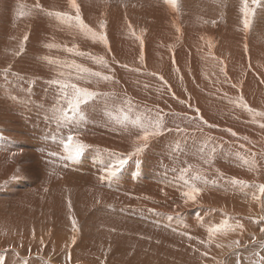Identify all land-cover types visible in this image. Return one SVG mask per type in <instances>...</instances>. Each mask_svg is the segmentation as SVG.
I'll return each instance as SVG.
<instances>
[{"label": "bare ground", "instance_id": "6f19581e", "mask_svg": "<svg viewBox=\"0 0 264 264\" xmlns=\"http://www.w3.org/2000/svg\"><path fill=\"white\" fill-rule=\"evenodd\" d=\"M3 1L6 4L1 6L2 12L12 20L18 19L21 38L29 16L21 17L20 13H26L30 3ZM84 1L94 6L99 2ZM143 1L147 2L152 13L161 14L158 31L164 28L163 23L170 22L171 16L166 14L171 8L169 4L164 0ZM222 2H228L231 9L223 11L218 6ZM180 6L188 16L186 28L193 29V34H196L194 30L198 33V42L195 46L190 44V48L188 44L187 49L178 55L175 53L179 69L170 59L171 46L160 45L154 50L155 56L150 48L146 63L157 64L159 76L146 70L137 73L125 66L115 67L118 71L112 85L124 89L125 94L133 98L134 104L128 105L124 103L127 96L123 97L122 106L126 108L101 104L88 111L68 110L73 91L70 86L61 87L68 83L63 78L68 73L78 74L81 80L95 76L80 71L83 67L70 61L68 53L66 59L62 57L66 49L57 44L66 31L62 23L52 22L59 27L58 34L51 40L38 37L31 42L27 54L19 58L16 46L19 44L6 41L3 33L7 28L2 26L0 70L9 63L12 68L9 74L0 73L3 77H0V105L13 110L17 105L25 106V100H30L41 102L44 110L37 117L31 115L30 127L16 125L4 110L2 116L0 113V185L3 184L0 187V264H59L66 257L74 260L70 264H227L226 261L233 264L232 260L238 255L243 264L264 261V231H261L264 229V196H260L257 190L258 185L264 184V130L254 125V133L258 132L260 137L250 140V146L255 149L247 148L243 144L247 139L234 131L237 126H251L249 121L253 119L255 123L259 119L255 114L260 110L255 114L251 112L256 107L264 108V3L252 32L250 54H244L238 46L244 44L246 38L241 35L239 16L244 19L241 0H182ZM220 16L227 20L229 27L225 42L212 53L209 46L203 47V22ZM173 28L171 32L174 33ZM243 30L245 35L244 24ZM160 34L162 32L156 35L158 39L162 36ZM189 35L186 38L192 42ZM6 36H11L9 29ZM50 42H55L57 48H53ZM123 43L126 44L124 40ZM132 44L120 51L115 50L117 56L130 64L141 58ZM231 52L233 59H227L225 56H230ZM239 94L245 101L239 98ZM120 100L122 103V97ZM62 112H67L68 118H64ZM15 118L20 119L19 113ZM158 119L160 131L153 135L149 150L139 158H127L125 153L129 152L131 144L143 135L145 129L151 131V125ZM196 119L199 122L212 120L215 124L223 122L227 136L225 133L215 134L212 128ZM137 128L142 130L136 131ZM3 135L8 142L1 145ZM70 135L74 141L92 143L93 148L75 159H66L63 144ZM3 145L10 146L4 156ZM121 157L127 163L118 174L101 181L106 169ZM253 159L255 168L245 163ZM188 163L201 169L185 166ZM230 177L244 184L232 183ZM190 185L199 187L201 192L195 202L186 204L183 193ZM254 195L259 198L255 199ZM114 203L150 206L167 215L153 214L148 212L149 208L133 213L127 207L117 210L102 207V204ZM126 216L136 220L127 223ZM73 217L82 224L78 237L72 236ZM158 217L168 219L170 228L160 227L156 234H148L151 227H156L152 221ZM225 224L230 228L214 234L208 243L209 229ZM237 224L242 227H236ZM135 226L147 230L146 240L138 236L137 229H128ZM25 228L33 236L37 234L35 242L23 243L27 241L24 239L26 233H20L26 231ZM49 230H53L51 243L44 241L45 231ZM75 238H81L78 247ZM67 248H70L69 256L65 255Z\"/></svg>", "mask_w": 264, "mask_h": 264}, {"label": "rangeland", "instance_id": "374dc122", "mask_svg": "<svg viewBox=\"0 0 264 264\" xmlns=\"http://www.w3.org/2000/svg\"><path fill=\"white\" fill-rule=\"evenodd\" d=\"M60 1L61 0H52V1L51 0H49V1L48 0H46V1L45 0H34V1L33 0H24V1L22 0V2H26V3L28 2L27 4L30 3L29 5H27L28 7L26 10V14H28V16H29V23L25 25L26 27L24 26L26 30L22 31V33H21L22 37L20 38V34H18V31H20L19 29L21 28V27L19 28L20 23L18 22V19H16V18H15V20L14 19L12 20L10 16L6 17L7 15H5L4 12H2L4 10H2V7H1V6H3L4 1L1 0V2H0L1 3L0 15H2V16H0V24H1L0 29L2 28V26L9 29V31L11 33L10 37L6 36V30L7 29L4 30V33H3V37L6 39V41L8 43L16 42L19 44V45H16L18 47V49H17L18 55L17 56L19 58L23 54H27L26 51L29 50L28 48L31 45V42L36 41V39L38 37L41 39L45 38V39L51 40V37L53 35L58 34L59 27L57 26V24L54 25L53 23L59 22V23H62L64 25V27H66L65 28L66 31L64 32V34H66V35L63 34L62 37L60 36V40L57 42L59 48H63V49L65 48L66 49V51H64L65 53H62V57L64 59H66L67 58L66 54L68 53V59L70 61H72L77 66L81 65L83 68L85 67V69H87V70L89 69L90 71L88 70L87 71L88 73L99 72V73H101V75H106L108 77H111L108 80H103L99 77L97 78V76L90 77V78L87 77V79L84 78L83 80H81L79 78L78 74L70 75L68 73V75L65 78H63V81H65L66 83L68 82L67 83L68 85L75 84L77 87L79 86V88H81V89H87V90L90 89L88 91L96 93V96L93 99L89 100V102L87 104L81 105L78 112L82 111L84 109H87V111H88L89 109L98 108V107L102 106L101 104H106L108 106L110 105V107L112 106L115 108H121V107L126 108L125 106H122V104L124 101L123 99H125L123 97L127 96V94H125L127 92L124 89H120V88L117 89V87L113 86L111 83V81L115 80L114 76L117 77V75H115V74L118 70H116L117 68L115 69V67H118V66L124 67L125 66L126 68H129V69H131L137 73H140V72L146 70L150 74H153L154 76H159L160 73L158 72V70H159L158 65L157 64L147 65V63H146L147 52L150 48H152L153 55L155 56L154 50H156L157 47H160V45L164 46V47H170L171 46L170 47L171 49H169V56L171 57L170 59L172 60V62L175 63V64L173 63L175 65V67L177 69H179V67L176 63L177 60L175 58V56H176L175 53H177V55H178L179 54L178 52H182L184 48L187 49L188 46L190 48V44H192V43L194 44V45L193 44L192 45L195 46L196 43L198 42V39H199V35H197L198 33L195 30H194V32L196 34H193L192 33L193 29H189V30L187 29L188 28L186 26L187 23L185 22L187 15L185 14L182 6H180V2L182 0H177V4L175 7L168 5V7H171V8L168 9V12L166 14L168 15V17L171 16L169 18L170 22L165 21L166 24L163 23L164 28H162L163 30L160 29L162 31H160V30L158 31V27H157L158 23L160 22L161 17H162L161 14L159 12L152 13L150 11L152 9L147 7L148 6L147 2H145L143 0H98L99 1V2L97 1L98 6L91 5L89 2L84 1V0H75V3L78 5V7L80 9V18H81L83 24L86 26V28L84 30L79 27L77 21L74 19L76 12L71 7V5H69L70 4L69 0H62L63 2L62 1L60 2ZM100 2H101V4H100ZM37 3H40L39 9L36 8ZM262 3H264V0H260V3L254 7V15L249 18L250 25H249V28L246 29L245 35H244V30H243V19L239 16V19L242 20L241 21V25H242L241 35L245 36L246 38H245V43L244 44L240 43V45H238V46H240L242 48L241 51L244 54H250L249 50L252 49V47L250 45V41H251L252 37H254L252 32L254 31V28H255V25L257 24V21H259V15L261 13L260 6ZM5 4L6 3H4V5ZM218 6H220L221 9L223 8L222 10L225 12H226V10L231 9L230 6L228 5V2L227 3L226 2L225 3H223V2L218 3ZM249 7H252V5L249 4ZM62 12H64V13H62ZM56 13L65 14L66 17H72V19L69 20L66 17H63V18L57 17L55 15ZM121 14H123V15H121ZM3 19H4V21H3ZM116 20H117V22H116ZM46 21H51V22L49 25H43L44 22H46ZM69 22H71V23L69 24ZM51 23H52V25H51ZM167 23H168V25H167ZM226 23H227V20L221 16L213 18V19H205L204 20V22H203V33H202V35L204 37L203 47L209 46L208 48L213 53L214 51H216L218 49V47L223 42H225V39H224L225 33L227 32V29L229 27L228 24H226ZM101 25H103V27H101ZM116 25H117V27H116ZM165 26H167V27H165ZM169 27H171V28L174 27L173 29H174L175 34L173 32H171V28H169ZM35 29L37 31H35ZM87 29H91V31L89 32V31H87ZM164 29L167 32H165ZM168 29H170L169 34H168ZM154 30H155V32H154ZM112 31L115 33L113 34ZM119 31H121V32H119ZM38 32L40 35L38 34ZM158 32H162V34H160V36L162 35L161 38L163 37L166 39L167 36H163V35H168L170 37H167L168 40L167 39L164 40L163 38H162L163 40L161 38L158 39V36H156L158 34ZM170 32L173 34H170ZM0 33H1V30H0ZM86 33H87V35H86ZM101 33L106 38L104 41H101L99 39V36ZM176 33H177V35H176ZM188 33L190 34L189 40L193 39L192 42L188 41L186 38V35ZM24 36L28 37L26 42L23 39ZM63 36H64V38H63ZM75 36L77 38H75ZM118 36H121V39ZM125 36H127L128 38H124ZM169 38H171V39H169ZM194 38H197V39L195 40ZM112 39H114L113 40L114 42H112ZM123 40L125 41L126 44L123 43ZM115 41H117V43L119 42V45H117V43ZM132 42H134V44H132ZM154 42H156V44ZM184 42L186 43V45L184 44ZM160 43H162V44H160ZM57 44L55 42H50V45L53 48H57ZM112 44H116V45L114 46ZM123 44H124V46H123ZM129 44H132V46L134 47V51L136 53L140 54V57H141L140 61L130 64V62H128L126 59L122 58L119 55L117 56L115 54V50L120 51L126 45H129ZM157 44H159V45H157ZM66 45H68V46H66ZM112 46H114L115 49ZM155 46H156V48H155ZM100 47L105 48V49L101 50L102 48H100ZM235 48H237V47H235ZM179 50H181V51H179ZM171 51H172V53H171ZM139 52H141V53H139ZM74 54L76 56H74ZM77 54H78V56H77ZM232 54H233V52H231L230 56H228V57L225 56V57L227 59L228 58L233 59ZM11 55H13V52H11ZM100 57H102L104 59V61L106 62V64H107L106 68L107 69L105 68V66H103L102 64L97 62V59ZM75 58H76V60H75ZM109 58L112 60H109ZM91 60L93 62H91ZM3 62H4V59L2 58L1 64ZM116 62L118 63V65ZM113 63L114 64L116 63V64L113 65ZM121 63L123 65H121ZM90 64H92L93 66ZM85 65H87V66H85ZM110 66L114 67V69L111 68ZM93 67L94 68L98 67V68H97V70H95ZM11 68H12V65H10V63H9L8 66L6 65V68L0 70V73L9 74V71L11 70ZM141 68L142 69L145 68V69L141 70ZM0 77L3 78L1 75H0ZM77 82H82L83 84L79 85V84H77ZM165 84H167V83H165ZM93 86H95V88ZM96 86H97L98 90L96 89ZM108 86L110 88H108ZM114 87L117 90H115ZM70 89L72 92L73 91L72 87ZM111 91H113L114 94H117V96L115 95V97H114V94L111 93ZM105 92H107V93H105ZM239 95H240L239 98L241 97V100L245 101V98L243 97V95L242 94H239ZM120 96L122 97V103L120 100L121 99ZM117 97L120 99H118ZM127 97H126V99H125L126 101H124V103L125 104L129 103L128 105H131V103H133V98H131L129 96H127ZM110 99H111V101H110ZM127 100H128V102H127ZM112 103L114 104V106ZM244 108L246 110H248V107L245 106ZM3 110L6 114H9L11 119H14V122L16 123V125H24V126L30 127L29 121L31 120V115L37 117L40 114V112L42 110H44V105L41 102L39 104L37 102L25 100V106L17 105V107H15L13 110H9L8 108L0 105L1 116L3 115V113H2ZM259 110H260V113H259L260 115H257L259 117V119L256 120L255 123H254V119H253L252 121H249L251 123V126L246 127V128H242V127L237 126L234 129V131H237L239 134H241L243 137H245L247 139V140H243V144L247 148L255 149L254 147L250 146V144H251L250 140L255 141V140L260 139L258 132L254 133V125L259 126L261 129L264 130V127H261V125H264V108L263 107H256L251 113L255 114L256 111H259ZM17 113H19L20 119L15 118V114H17ZM51 117L56 118V116H51ZM41 120H44V118H42ZM196 121H198V120L196 119ZM220 122H222V121H220ZM199 123H201L207 127L212 128L215 134L225 133L227 136L226 127L222 126L223 122H222V124H215L212 122V120H203L202 122H199ZM0 125H1V123H0ZM140 129L142 130V128H137L136 131H138V130L141 131ZM182 130H187V129L182 128ZM1 133H3L2 127H1ZM1 137L3 138L1 140V145H2L3 142L6 141V139H5V135H3ZM150 137L148 138L147 142H145L141 139H137L136 141H134V143H132L130 146L131 151L129 150V152H127V154L125 153L127 158L130 157V159H132V158H139V157L143 156L145 154V151L149 150V147H151V142L154 139L153 136H150ZM137 138H139V137H137ZM6 142H8V141H6ZM135 144H137V145H135ZM84 145H86V147L83 149L81 154H85L87 152V150L89 151L93 148L92 143H90V142H85ZM1 148H2V152H3V156L10 150V146H6V145H3ZM138 148H143V150L140 152H137ZM185 166H193L194 168L201 169L197 165L191 164V163L185 164ZM86 167H88V166H86ZM230 180L233 183V180H234L233 177H230ZM225 182H226V180H225ZM2 185H0V187ZM0 193H1V188H0ZM102 207L113 208L114 210L123 209V208L127 207V209L133 213H135L136 211H139V210H144L146 208H149L150 210H148V212H151V213L153 212V214L154 213H160L163 215H167V213H165L162 210H159L156 208H151L150 206L136 205V204H131V203H126V204L114 203L113 205L102 204ZM180 211L182 212L183 210H180ZM115 217H114V219H116ZM117 219H120V218H117ZM73 220H76L75 222H76L77 226H76V231L73 232V230H71L72 236L78 237L81 235L82 230H80V226L82 224L80 223V220H78L77 217H73L71 219L72 224H73ZM135 220L136 219L132 218L131 216H126V222L127 223H133ZM152 222L156 227H151L149 229L150 232H148L146 230L148 234H150L152 232L156 234L155 231H157L160 227L170 228V226L168 225L169 220L165 219L163 217H158V219H154ZM133 228L137 229V231L139 232L138 234H140L138 236H140L141 239L146 240L145 235H147V234H146V231H143L142 227L135 226V227H130L128 229H133ZM52 231L53 230L45 231L46 232V235L44 236L45 242H47V243L52 242V238H53ZM28 232L29 231H27V229H26V231L24 230L20 233V234L26 233V235H27V236L25 235V237H24V239H27V241L24 240L23 243L35 242L34 239H36L38 237L37 234L34 233V236H33V233H30V232L28 233ZM41 235H43L42 232H41ZM79 239H81V238H79ZM79 239L78 238L74 239L76 242V247H78L80 245ZM41 249L42 250L45 249V246ZM69 252H70V248L68 250H66L65 255L69 256ZM255 254H257V253L255 252ZM239 257L240 256L238 255L235 260H232L233 264H243V262L242 263L240 262L241 257L240 258ZM248 259L249 258H247L246 260H248ZM72 261H74V260L70 259V258L68 259L66 257L64 259V261H61L59 264H68V263L70 264V262H72ZM226 263L228 264L227 261H226Z\"/></svg>", "mask_w": 264, "mask_h": 264}, {"label": "snow or ice", "instance_id": "6c2138e0", "mask_svg": "<svg viewBox=\"0 0 264 264\" xmlns=\"http://www.w3.org/2000/svg\"><path fill=\"white\" fill-rule=\"evenodd\" d=\"M164 2L166 4H169L170 6H173V7H175L177 4V0H164ZM69 3L71 5V7L76 12L74 19L77 21V23L81 29H85L86 26L83 24V22L80 18V9H79L78 5L75 3V0H69ZM259 3H260V0H241V4H242L241 11H242L243 16H244L243 24H244L245 29L249 28V25H250L249 18L254 15V7L257 6ZM249 4H251L252 7H249ZM36 8L37 9L40 8L39 3H37ZM20 15H21V17H23L24 15H26V13L21 12ZM55 15L57 17H61V18H63L65 16V14H62V13H56ZM66 18L69 20L72 19V17H66ZM101 27H103V25H101ZM87 31L90 32L91 29H87ZM23 39L26 42L28 37L24 36ZM99 39L101 41H104L106 38L101 33L99 36ZM97 62L102 64L103 66L107 67L106 62L104 61V59L102 57L98 58ZM80 71L87 72L88 70L81 68ZM90 74L97 76L103 80L110 79V77H108L106 75H101V73H99V72L90 73ZM56 83H59V81H56ZM69 86L72 87V89H73V100L70 102L69 108H68V110L70 112H76L77 110L80 109L82 104H87L89 102V100L93 99L96 96V93L88 91L86 89H81V88L77 87L75 84H73V85L62 84L61 85V87H64V88H67ZM61 115L64 118H68L67 112H62ZM255 115H260V114L256 113ZM151 127H152V130L150 131L148 129H145L143 135L140 136L139 139L147 142V140L150 136L156 135L160 131V127H161L159 119L157 120V122L154 125H151ZM261 127H264V125H261ZM233 135H235V133H233ZM63 147H64L65 153H67V156L65 158L66 159H75L77 156H79L81 154V152L86 147V145H84L83 143H80L78 141H74V138L70 135L67 138V142H65L63 144ZM142 150H143V148H138L137 152H140ZM52 155H55V153H52ZM126 163H127V160L125 158L121 157L116 163H113L110 167H108L106 169L105 175H102L100 177L101 181L115 177L118 174L119 169L122 168L123 165ZM245 163L249 164L250 167L255 168V160L254 159L252 161L246 160ZM187 171L188 170L185 169V172H187ZM196 178L198 179L199 176H197ZM233 183H238V184H242V185L244 184L243 181H239V180H233ZM257 190H258L260 196H264V184L258 185ZM200 192H201V189L199 187H196L194 185H190L188 191L183 193V195L185 197V203L187 204L189 201L195 202L196 197L200 194ZM254 198L258 199L259 197H256L254 195ZM236 227H242V225L237 224ZM228 228H230V226L225 224V225H222V226L217 227V228L209 229L208 243H211V240H212V237L214 234L220 233L222 231V229H228ZM73 231H76L75 220H73ZM261 231H264V229H262ZM189 238L191 239V237H189ZM200 242L205 243L204 241H200ZM217 246L219 247V245H217ZM237 246H239V245H237ZM261 264H264V261H262Z\"/></svg>", "mask_w": 264, "mask_h": 264}]
</instances>
